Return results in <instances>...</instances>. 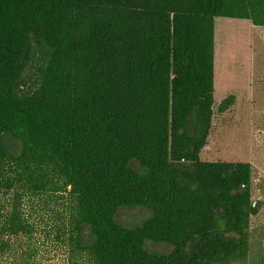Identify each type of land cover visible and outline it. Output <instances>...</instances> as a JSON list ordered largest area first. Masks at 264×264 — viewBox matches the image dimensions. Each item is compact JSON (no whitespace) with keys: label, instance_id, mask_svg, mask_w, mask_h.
Listing matches in <instances>:
<instances>
[{"label":"trees","instance_id":"1","mask_svg":"<svg viewBox=\"0 0 264 264\" xmlns=\"http://www.w3.org/2000/svg\"><path fill=\"white\" fill-rule=\"evenodd\" d=\"M217 18L264 28V0H0L1 253L37 232L25 203L53 197L68 202L63 233L85 264L246 257L260 208L251 164L201 160ZM125 208L151 215L129 228Z\"/></svg>","mask_w":264,"mask_h":264},{"label":"rangeland","instance_id":"2","mask_svg":"<svg viewBox=\"0 0 264 264\" xmlns=\"http://www.w3.org/2000/svg\"><path fill=\"white\" fill-rule=\"evenodd\" d=\"M229 96L235 103L226 112L219 105ZM212 129L201 152L204 162L249 163L251 194L260 205L248 229L246 257L226 264H264V28L239 19L215 20V93ZM15 153L21 143L5 137ZM11 204L12 200L6 199ZM24 210L37 227L33 237L10 239L11 251L0 252V264H85L72 254L67 229L70 213L65 199L42 197L25 203ZM144 208H125L116 220L132 228L150 217ZM151 253L168 254L172 247L146 242Z\"/></svg>","mask_w":264,"mask_h":264}]
</instances>
